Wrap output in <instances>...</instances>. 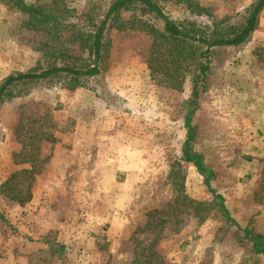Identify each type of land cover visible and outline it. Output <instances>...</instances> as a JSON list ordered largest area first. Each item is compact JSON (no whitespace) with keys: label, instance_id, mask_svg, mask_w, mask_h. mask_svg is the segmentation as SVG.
<instances>
[{"label":"rangeland","instance_id":"374dc122","mask_svg":"<svg viewBox=\"0 0 264 264\" xmlns=\"http://www.w3.org/2000/svg\"><path fill=\"white\" fill-rule=\"evenodd\" d=\"M90 1L48 0L54 11L80 24ZM252 1L164 5L175 19H191L199 7L223 18ZM26 19L10 0H0V80L45 61L38 50L44 34L26 27ZM110 33L112 49L101 74L74 89L58 81L37 85L0 109V264H264V252L239 229L264 236V128H251L264 120V50L251 53L250 41L212 57L192 115L191 148L203 156L201 173L183 159L189 79L178 88L150 73L152 39L145 32ZM88 108L106 122L130 123L118 135L126 143L133 130V147H147L137 154V174L122 190H129L123 208V200L109 195L119 189L110 177L105 190L93 184L97 176L53 166L63 135L76 130V116L82 122ZM101 195L116 205L105 211V222L97 221L92 204Z\"/></svg>","mask_w":264,"mask_h":264},{"label":"trees","instance_id":"16d2710c","mask_svg":"<svg viewBox=\"0 0 264 264\" xmlns=\"http://www.w3.org/2000/svg\"><path fill=\"white\" fill-rule=\"evenodd\" d=\"M10 1L27 16L26 27L44 34L38 50L46 58L44 63L0 80V109L6 102L29 94L37 85L51 86L58 81L61 87L74 89L85 83L84 78L98 76L111 53V30L136 28L152 39L147 59L151 74L161 83L178 88L189 79L191 101L185 115L188 137L183 144V159L205 172L202 154L191 148L195 136L192 115L212 70V57L251 41L264 12V0H253L242 12L223 18L213 16L206 7H199L198 13L192 12L191 19L171 17L164 5L169 0H91L82 24L70 21L64 12L54 11L48 0ZM184 1L191 2L177 0ZM76 47L79 53H72ZM68 80L75 84L66 86L61 82ZM216 198L221 199V208L228 212L222 196L217 194ZM239 229L256 241L258 252H264L263 235L253 234L247 227Z\"/></svg>","mask_w":264,"mask_h":264},{"label":"crops","instance_id":"0c3cea01","mask_svg":"<svg viewBox=\"0 0 264 264\" xmlns=\"http://www.w3.org/2000/svg\"><path fill=\"white\" fill-rule=\"evenodd\" d=\"M260 36L263 37L257 40V38ZM248 46L252 50L251 53L253 51H256V48L264 50V12L259 18L258 27L253 33L252 40L248 44ZM251 53L249 54V56L257 60L258 57L252 56ZM262 62L263 66L264 61ZM260 105V110L264 112V106L262 107V104ZM96 113L97 112H95L92 108H88L82 122L80 121V119H78V116H76L77 121L75 122V124H72L73 126L75 125L73 128H76V130H74V132H71L69 136L68 134L63 135L61 139L62 141L57 146V155L56 157L52 158L53 166L57 168L62 167L71 174H76V170H81L82 172L84 171V173L88 176H97V179L93 184L99 183L101 187L103 184L105 190L106 182H108L106 178L110 177V179L115 182V185L119 187L118 190L120 191L115 190L109 195L113 196L115 194L114 197L123 200L122 204L120 205L123 208L126 206V203L124 201H127V197L129 198V190H126L127 192L125 194V191L122 190H125L126 184H129L130 180L134 177L135 174H137V164L135 163L137 161V154H141L140 152L142 151L144 153L147 147H145L144 149L133 147L131 140L134 136L133 130H131L132 135L127 134L129 132H125L127 134L125 135L124 140L126 143L123 142V136L118 135L122 129L124 130L131 128L130 123H126L123 125L116 119L110 121L109 123L108 120L107 122L102 120V115H97ZM73 122L74 121H72V123ZM250 126L251 125H249V127ZM109 127H112L113 129ZM138 127L140 131L141 128H143V126L141 128L140 126ZM79 128H82V130H79ZM251 128H264V120L261 118L260 122L253 124ZM140 131L137 130L136 133H138V135H141L139 134ZM141 136L144 137L146 135ZM148 141L150 140L148 139ZM119 152H121L122 154H120ZM102 192L104 196H108L107 192L103 190ZM117 194H121V196L118 197ZM110 196H108V198ZM92 204L93 207L97 208L98 214L97 216H95V218L99 222H105L107 220V216L104 215L106 210L114 209L116 207V205L112 202V198L109 200H104L102 195L100 196V201L96 200ZM121 213L122 211L119 212V214ZM236 218L238 220L240 219L237 216ZM238 222L239 224L242 223V221L240 220ZM198 254L196 253L195 255L196 259ZM200 256H202V252Z\"/></svg>","mask_w":264,"mask_h":264}]
</instances>
